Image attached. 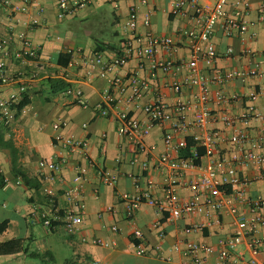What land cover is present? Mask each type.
<instances>
[{
	"label": "crops",
	"instance_id": "1",
	"mask_svg": "<svg viewBox=\"0 0 264 264\" xmlns=\"http://www.w3.org/2000/svg\"><path fill=\"white\" fill-rule=\"evenodd\" d=\"M33 1L36 6L44 7L42 13L32 7L28 14L12 15L8 10L0 8V39L8 35L11 37L12 47L19 48L17 34L26 31L33 46L39 51L36 59L19 61L11 58L9 61L10 73L27 84V93L24 96L29 97V103L23 107L25 111L18 112L17 119L10 128H0V174L5 179V184L0 187V243L11 239H24L28 252L0 254V264H68V261L81 262L84 258L96 259L98 264H185L189 257L183 253L184 239L214 246L215 252L208 257L209 264H213L219 240L233 235L239 215H244L247 219L253 217L250 205L246 201L237 200L231 191L226 192L219 187L212 194L223 201V207L212 210L210 216L194 212L172 221L168 214L159 215L153 205L144 202L137 210L135 220L130 221L126 217L125 201L121 194L136 192L132 177H138L143 188L148 183H153L151 193L154 197L161 199L165 195L163 180L166 170L158 163L166 151L164 128L159 125L153 128L146 139L148 153L140 154L139 162L133 163L134 156L129 143L118 133L117 116L112 114L104 117L93 108L102 101L103 92L109 83L100 75L102 66H97L89 75L85 61L99 54L106 61L116 57L124 42V24L135 0H99L80 7L65 17L58 15L57 0ZM80 1L69 0V6L73 7ZM250 1L252 8L248 15L250 27L247 32L227 38L218 27L213 35L220 52L215 65L217 70L240 69L255 63L264 68V22L258 20V9L264 0ZM170 4L171 0H149L146 5L141 6L138 26L140 35L150 31L181 41L178 30L181 27H191L194 23L188 16L173 15ZM191 11L189 9L190 14ZM147 14L150 15V26H146L144 22ZM33 17H38L40 24L29 29L27 24ZM229 46L234 48L231 56L225 55ZM245 46L251 48L254 54H242ZM62 53L64 56L60 58ZM68 53L71 54L69 62L65 55ZM159 58H167L166 53L160 51ZM174 58L189 59V49L182 45ZM138 65V60L133 59L118 69V72L127 76ZM200 65L206 75L211 74V70L203 62ZM34 71L38 74L31 78ZM188 73L187 68L178 73L158 70L156 76L152 77L150 91L140 102L145 105L162 97L169 106L174 107L179 100H187L192 91L180 94L171 84L182 81ZM114 74L115 71L108 73L109 76ZM142 75L151 77L147 68L142 71ZM263 85L264 77H251L245 81L236 79L220 86L212 84L214 90L222 88L229 96L238 94L242 97L228 103L211 102L207 105L214 115V121L209 128L220 132V140L212 155L204 154L201 158L203 168L216 169L219 174L224 171L220 161L230 152L231 144L228 139L233 127L223 120V116L240 118L237 126L251 137L258 136L262 121L254 118L243 120L242 117L249 105L255 106L264 116V94L260 93L253 99L247 97L255 89L261 91ZM15 87L16 84L0 85V92L7 96ZM67 87L81 89L90 105L83 107L74 103L70 96L65 95ZM130 112L141 119L146 118L142 109L131 107ZM194 116V111L189 113V118ZM59 120L67 122L59 132L73 134L86 142L85 148L72 154L67 153L68 157L61 172L63 183L43 181L38 166L41 158L51 157L58 151L53 139L58 131L53 128V124ZM194 132L197 129H192L190 133ZM261 152L264 153V146ZM173 156L177 154L173 153ZM147 160L149 168L144 169L142 162ZM79 165L87 168L84 188L87 208L79 232L71 235L64 225L50 230L40 222H31L32 211L37 207H47L49 203V197L43 191L44 186H50L52 197L56 198L60 207L66 206L64 191L72 184ZM102 167L117 175L115 184L103 182L98 173ZM263 170L264 166L261 168L255 162L239 167L240 175L249 180L246 187L247 198L264 196V178L261 177ZM198 174L199 170L188 171L183 180H194ZM177 192L184 198L191 195L184 185L178 186ZM108 206H112L114 211H106ZM195 223L205 224L202 231H187ZM114 225L118 227L117 231L112 229ZM136 229L144 233L150 245H161L162 253L171 259H162L153 251L146 255L137 254L132 239ZM259 229L264 236V226ZM83 237H87L89 241L83 242ZM95 238L110 245L95 244L92 242ZM247 241L248 238H245L240 248L249 257ZM30 252L45 254L46 257L33 258L29 256ZM257 258L260 264H264V249Z\"/></svg>",
	"mask_w": 264,
	"mask_h": 264
},
{
	"label": "built area",
	"instance_id": "2",
	"mask_svg": "<svg viewBox=\"0 0 264 264\" xmlns=\"http://www.w3.org/2000/svg\"><path fill=\"white\" fill-rule=\"evenodd\" d=\"M97 1L99 0H81L71 7L69 0H57L58 15L65 17L68 13ZM148 1L135 0L131 4L129 16L124 24L126 36L115 58L106 61L103 55L99 54L85 61L89 68V75L97 66H102L100 75L108 80L109 86L103 92L102 101L95 104L93 108L101 116L107 117L112 114L117 116L118 133L127 139L134 156L133 163L139 162L140 154L148 153L146 139L153 128L158 125L164 128L166 151L159 158L158 163L166 170L163 180L165 195L161 199L154 197L151 193L153 183L150 182L146 188H143L140 179L132 177L136 192L121 194V198L125 201L126 217L134 221L137 210L144 202L153 205L159 215L168 214L172 221L194 212L210 216L212 210H220L223 207V201L213 197V191L219 187L230 189L237 200L246 201L250 205L253 217L247 219L244 215H239L233 235L219 240L213 264H260L257 256L264 249V236L259 229L260 226H264V196L246 197L249 180L240 175L239 167L248 166L252 162L260 165L261 168L264 166V153L261 152L264 146V116L255 106L249 105L242 117L243 120L254 118L262 121L257 137H251L244 129L237 126L240 118L223 116V120L233 127V132L228 139L231 144L230 152L220 161L224 166L222 174H219L216 169L203 168L201 163H196V160L201 159L204 154L212 155L220 140V132L209 128L214 121V115L207 105L211 102L228 103L232 99L242 97L238 94L229 96L222 88L214 90L212 84L220 86L236 79L245 81L251 77H264V68L262 69L259 63L226 71L217 70L215 66L220 52L213 40V35L218 27L227 38H233L240 32H247L250 27L248 15L252 8L251 1L171 0V13L176 16H188L194 23L191 27H181L178 30L181 39L179 42L172 37L157 35L150 31L143 36L140 35L139 9ZM32 7H36L38 13L44 11V7L36 6L33 0H0V8L8 10L12 15L28 14ZM189 9L192 10L191 14ZM258 12L259 22H264V1L260 4ZM144 22L146 26H150L149 14L145 16ZM39 24V18L33 17L27 25L29 29H33ZM17 38L20 47L15 49L12 47L10 36L5 35L0 39V85L16 84L7 96L0 92V128H10L16 121L18 112L25 111L24 108L19 110L18 105L27 93V84L10 73V59L24 61L36 59L39 56L38 49L33 46L26 31H20ZM182 45L189 49V59L174 58ZM160 51L165 52L167 58H159ZM233 53L234 48L229 46L225 55L231 56ZM242 54L253 55L254 53L251 48L245 46ZM133 59L138 60L139 65L127 76L120 74L118 69L123 68ZM202 62L211 70L210 75L204 73L200 65ZM145 68L148 69L151 77L142 75ZM185 68L189 70L188 75L182 81H175L171 86L180 94L191 90V96L187 100H179L174 107L169 106L162 97L145 105L140 102L150 91L152 77L156 76L158 70L178 73ZM112 71H115V74L109 76L108 73ZM37 74V71H34L31 78H35ZM260 93L264 94V87L261 91L253 90L247 97L253 99ZM65 95L70 96L73 102L80 106L90 105L81 89L68 87L65 89ZM131 107L142 109L146 118L141 119L132 115ZM193 111L195 116L191 119L189 113ZM65 125L67 122L63 120L53 124V128L58 131L53 137L58 151L51 157L39 160L38 166L43 181L63 183L64 178L61 172L68 157L67 153L72 154L86 147L84 140L73 134L65 135L59 132ZM194 128L197 132L190 133ZM200 148L205 151L203 155H200ZM186 149L190 151L189 156L182 155ZM173 153L177 156H173ZM142 166L148 169L149 161H143ZM191 170H199V174L194 180L184 182L186 173ZM98 173L105 184L116 183L117 175L112 170L102 167ZM86 174L87 168L79 165L72 184L64 191L67 203L64 207L53 205L56 199L52 197L53 191L50 186H44L43 191L49 197V203L47 207H37L32 211L31 222H40L48 229L63 224L69 234L78 233L87 208L84 199ZM261 177L264 178V170L261 172ZM180 185L189 189L190 197L184 198L179 195L177 187ZM223 191L226 190L223 189ZM106 211L113 212L114 208L108 206ZM209 224L212 225L213 222ZM154 226L158 227V224ZM204 226L205 224L195 223L187 228V231H202ZM112 229L117 231L118 227L114 225ZM245 238H248L249 257L240 248ZM132 239L137 254L146 255L153 251L162 259H171L170 256L162 253L161 245H150L140 229L133 232ZM82 241L87 242L89 239L83 237ZM92 242L110 245L100 238H95ZM182 243L183 253L189 257L185 264H209L208 257L215 252L214 246L189 239H184ZM80 264H98V261L93 258H84Z\"/></svg>",
	"mask_w": 264,
	"mask_h": 264
},
{
	"label": "trees",
	"instance_id": "3",
	"mask_svg": "<svg viewBox=\"0 0 264 264\" xmlns=\"http://www.w3.org/2000/svg\"><path fill=\"white\" fill-rule=\"evenodd\" d=\"M65 55L67 57V62H69V57H70L71 54L68 53V54H65ZM63 56H64L63 53L60 54V58H62ZM60 62H62V61L60 60ZM62 85L66 86V84H62ZM28 103H29V97L28 96H24L23 99L20 101V103L18 105V109L21 110ZM191 144H192V142L190 140V146H191ZM199 152H200V155H203L205 153L203 148H200ZM182 155L183 156H189L190 155L189 149H186L185 151H183ZM196 163L200 164L201 163V159L196 160ZM24 178L27 179L26 176H24ZM4 184H5V179L0 174V187H2ZM222 189H225L226 192H230V189H226V188H222ZM53 205L54 206L58 205L56 200H54ZM3 224H7V223L3 222ZM59 225H63V224H59ZM0 229H1V225H0ZM50 230H52V229H50ZM71 235H73V234H71ZM24 242H25L24 239H11V240H8V241H5V242H1L0 243V254H14V253H18L20 251L28 252V248L25 247ZM29 256L33 257V258H38V259H43V258L46 257L45 254H41V253H37V252H30ZM80 263L81 262L80 261L78 262L77 260L76 261H74V260L68 261V264H80Z\"/></svg>",
	"mask_w": 264,
	"mask_h": 264
}]
</instances>
